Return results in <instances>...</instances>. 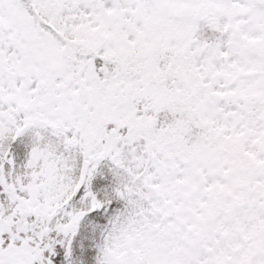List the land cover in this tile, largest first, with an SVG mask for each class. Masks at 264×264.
<instances>
[{"label":"snow or ice","instance_id":"1","mask_svg":"<svg viewBox=\"0 0 264 264\" xmlns=\"http://www.w3.org/2000/svg\"><path fill=\"white\" fill-rule=\"evenodd\" d=\"M0 264H264V0H0Z\"/></svg>","mask_w":264,"mask_h":264}]
</instances>
